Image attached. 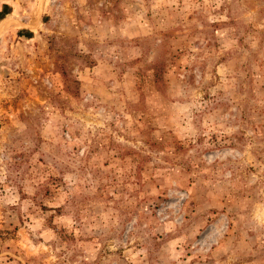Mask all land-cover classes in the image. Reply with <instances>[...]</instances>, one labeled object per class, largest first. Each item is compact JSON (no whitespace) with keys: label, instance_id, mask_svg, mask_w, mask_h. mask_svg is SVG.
<instances>
[{"label":"rangeland","instance_id":"1","mask_svg":"<svg viewBox=\"0 0 264 264\" xmlns=\"http://www.w3.org/2000/svg\"><path fill=\"white\" fill-rule=\"evenodd\" d=\"M0 264H264V0H0Z\"/></svg>","mask_w":264,"mask_h":264}]
</instances>
